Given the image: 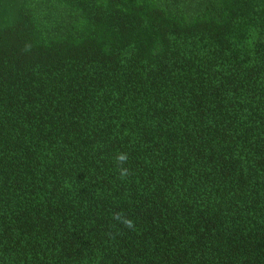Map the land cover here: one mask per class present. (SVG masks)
<instances>
[{
    "label": "trees",
    "instance_id": "1",
    "mask_svg": "<svg viewBox=\"0 0 264 264\" xmlns=\"http://www.w3.org/2000/svg\"><path fill=\"white\" fill-rule=\"evenodd\" d=\"M0 264H264V0H0Z\"/></svg>",
    "mask_w": 264,
    "mask_h": 264
},
{
    "label": "clouds",
    "instance_id": "2",
    "mask_svg": "<svg viewBox=\"0 0 264 264\" xmlns=\"http://www.w3.org/2000/svg\"><path fill=\"white\" fill-rule=\"evenodd\" d=\"M123 157H121V159H122Z\"/></svg>",
    "mask_w": 264,
    "mask_h": 264
}]
</instances>
